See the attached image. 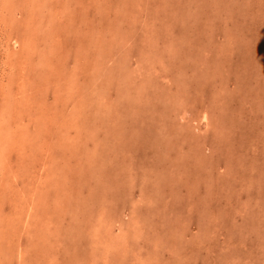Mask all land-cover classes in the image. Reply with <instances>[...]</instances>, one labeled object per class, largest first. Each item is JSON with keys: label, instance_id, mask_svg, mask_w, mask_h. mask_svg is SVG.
I'll list each match as a JSON object with an SVG mask.
<instances>
[{"label": "rangeland", "instance_id": "374dc122", "mask_svg": "<svg viewBox=\"0 0 264 264\" xmlns=\"http://www.w3.org/2000/svg\"><path fill=\"white\" fill-rule=\"evenodd\" d=\"M0 264H264V0H0Z\"/></svg>", "mask_w": 264, "mask_h": 264}]
</instances>
